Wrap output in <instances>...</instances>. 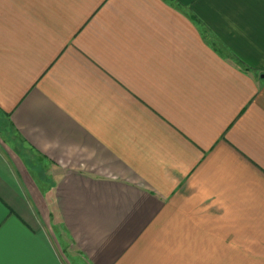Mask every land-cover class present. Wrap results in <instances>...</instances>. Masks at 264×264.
Instances as JSON below:
<instances>
[{
	"label": "crops",
	"instance_id": "crops-1",
	"mask_svg": "<svg viewBox=\"0 0 264 264\" xmlns=\"http://www.w3.org/2000/svg\"><path fill=\"white\" fill-rule=\"evenodd\" d=\"M0 231V264H264V0H0Z\"/></svg>",
	"mask_w": 264,
	"mask_h": 264
},
{
	"label": "rangeland",
	"instance_id": "rangeland-1",
	"mask_svg": "<svg viewBox=\"0 0 264 264\" xmlns=\"http://www.w3.org/2000/svg\"><path fill=\"white\" fill-rule=\"evenodd\" d=\"M35 163H37V162H36V160H35ZM36 165H37V164H36ZM38 168H40V170H42V171H43V169H44V166H42V165L40 164ZM44 171H45V170H44Z\"/></svg>",
	"mask_w": 264,
	"mask_h": 264
},
{
	"label": "snow or ice",
	"instance_id": "snow-or-ice-1",
	"mask_svg": "<svg viewBox=\"0 0 264 264\" xmlns=\"http://www.w3.org/2000/svg\"><path fill=\"white\" fill-rule=\"evenodd\" d=\"M3 233L0 231V243H2Z\"/></svg>",
	"mask_w": 264,
	"mask_h": 264
}]
</instances>
